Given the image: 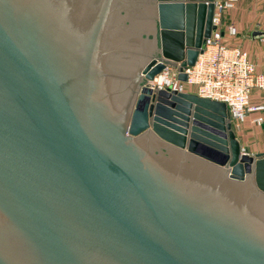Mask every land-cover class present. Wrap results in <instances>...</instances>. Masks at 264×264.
Returning <instances> with one entry per match:
<instances>
[{
    "label": "water",
    "instance_id": "95a60500",
    "mask_svg": "<svg viewBox=\"0 0 264 264\" xmlns=\"http://www.w3.org/2000/svg\"><path fill=\"white\" fill-rule=\"evenodd\" d=\"M212 10L0 0V264H264V152L224 103L153 83Z\"/></svg>",
    "mask_w": 264,
    "mask_h": 264
},
{
    "label": "built area",
    "instance_id": "2783aa9c",
    "mask_svg": "<svg viewBox=\"0 0 264 264\" xmlns=\"http://www.w3.org/2000/svg\"><path fill=\"white\" fill-rule=\"evenodd\" d=\"M238 0H212V28L205 38L204 48L191 66L178 70V64L164 63L166 70L153 77L157 89L193 93L225 104L232 128H237L250 111L261 110L262 105H249L248 98L253 90L264 92V71H255L244 51L225 43L223 35L234 36L235 27L224 23V13L233 8ZM182 72L184 80L177 74ZM260 124L262 118L252 119ZM242 150V149H241Z\"/></svg>",
    "mask_w": 264,
    "mask_h": 264
},
{
    "label": "crops",
    "instance_id": "0c3cea01",
    "mask_svg": "<svg viewBox=\"0 0 264 264\" xmlns=\"http://www.w3.org/2000/svg\"><path fill=\"white\" fill-rule=\"evenodd\" d=\"M224 23L231 22L235 35H223L226 44L244 51L255 71H264V0H238L227 10ZM187 92L193 93L191 88ZM249 105H262L261 110L250 111L237 128H232L239 147L248 154L264 152V92L253 90L248 98ZM262 118L260 124L252 119Z\"/></svg>",
    "mask_w": 264,
    "mask_h": 264
},
{
    "label": "rangeland",
    "instance_id": "374dc122",
    "mask_svg": "<svg viewBox=\"0 0 264 264\" xmlns=\"http://www.w3.org/2000/svg\"><path fill=\"white\" fill-rule=\"evenodd\" d=\"M232 128V127H231ZM233 130V129H232Z\"/></svg>",
    "mask_w": 264,
    "mask_h": 264
}]
</instances>
